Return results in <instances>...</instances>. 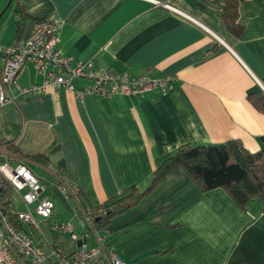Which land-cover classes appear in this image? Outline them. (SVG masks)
<instances>
[{
    "label": "crops",
    "instance_id": "0c3cea01",
    "mask_svg": "<svg viewBox=\"0 0 264 264\" xmlns=\"http://www.w3.org/2000/svg\"><path fill=\"white\" fill-rule=\"evenodd\" d=\"M8 1L0 0V46L27 38L35 19L54 13L62 20L63 55L93 59L116 74L172 80L168 93L139 96H77L61 87L29 97L12 88L14 100L2 111L6 129L27 151L54 149L49 168L30 167L70 213L55 171L68 177L86 204L96 205L129 186L145 189L155 167L179 145L236 138L249 151L263 147L264 112L247 96L264 93L255 79L264 87V0H239L240 36L220 18L223 0H161L219 39L148 0ZM42 78L28 61L16 84ZM87 83L72 81L75 90ZM263 206L257 197L240 206L223 188L201 191L180 171L114 217L108 240L128 264H264Z\"/></svg>",
    "mask_w": 264,
    "mask_h": 264
},
{
    "label": "built area",
    "instance_id": "2783aa9c",
    "mask_svg": "<svg viewBox=\"0 0 264 264\" xmlns=\"http://www.w3.org/2000/svg\"><path fill=\"white\" fill-rule=\"evenodd\" d=\"M148 1L175 11L213 34L205 25L170 3L161 0ZM61 26L62 20L53 13L36 19L27 38L0 46V143L13 140V136L6 129L2 111L14 100V86L18 93L29 97L61 87H66L77 96L91 93L101 97L114 94L139 96L153 90L168 93L173 89L170 78L154 79L128 73L116 74L93 59L74 60L63 55L60 49ZM28 61L42 73V81L19 87L16 84L17 73ZM79 78L86 79L88 83L81 90H75L72 81ZM255 79L264 90L260 81ZM56 185L59 192L71 203L72 219L76 223L71 218L51 221L55 203L46 194L45 184L23 161L12 163L10 156L0 146V189L4 191L6 199L12 200L9 189L13 188L25 206V210L15 211L22 228L14 226L0 208V264H128L107 245L108 230L94 228L68 185L64 181ZM37 218L48 226L51 233L68 234L76 242L75 249L65 253L55 242L48 240ZM26 226L33 230L40 229L39 241L31 236Z\"/></svg>",
    "mask_w": 264,
    "mask_h": 264
},
{
    "label": "trees",
    "instance_id": "16d2710c",
    "mask_svg": "<svg viewBox=\"0 0 264 264\" xmlns=\"http://www.w3.org/2000/svg\"><path fill=\"white\" fill-rule=\"evenodd\" d=\"M16 12L21 14V8ZM220 18L232 34L235 36L242 34L243 26L239 23V0H223ZM247 98L256 109L264 112V93L259 96L248 95ZM261 142L263 147L253 152L246 149L236 138L217 144L179 145L155 167L151 182L145 189L139 190L134 185L129 186L96 205L86 204L79 189L72 185L66 175L59 171L53 174L57 183L64 181L68 185L94 228L109 232V225L114 217L139 204L166 176L180 171L185 172L201 191L223 188L240 206H244L249 199L255 197L261 199L264 205V135L261 136ZM0 146L10 156L12 163L23 161L30 169L32 165L49 168V156L54 152V149H45L42 152L27 151L15 144V138L0 143ZM58 163L62 165V160L60 159ZM44 184L49 187L48 183ZM0 208L14 226L22 228L16 217L13 201L6 199L2 189ZM36 236V239L40 238V235ZM51 242L55 241L52 239ZM107 245L111 246L108 237Z\"/></svg>",
    "mask_w": 264,
    "mask_h": 264
},
{
    "label": "rangeland",
    "instance_id": "374dc122",
    "mask_svg": "<svg viewBox=\"0 0 264 264\" xmlns=\"http://www.w3.org/2000/svg\"><path fill=\"white\" fill-rule=\"evenodd\" d=\"M36 170H37L36 171L37 173L39 172L40 174H42L44 176L49 175V171H47L46 169H44L42 167H37ZM46 189H47L46 194H48L53 199V201L55 202V208H54V212H53V216L51 218V221H53V220H56V221L57 220H61V221L63 220L64 221V220H68L70 218L72 219V214L70 213V211H67L65 209V207L61 204V202L59 200V195L56 194L57 192L53 190L56 194V195H53V191L50 187H46ZM9 192H10V196L12 197L14 208L16 210H25V206L22 203V201L20 199V195L18 194V192H16L13 188H10ZM60 195H62V194L60 193ZM61 197H63V195ZM63 199H65V198L63 197ZM72 210H73V208L71 209V211ZM37 221L39 223L41 230H43V232L45 233L46 238L48 240L54 239L53 233H51L49 231L48 226L46 224H44V222L42 220H40V218H37ZM72 221L74 223H76L74 219H72ZM26 228L35 240H39V239H36V237H37L36 235L41 234L39 228H35L34 230H32L29 226H26ZM55 234H56L55 239L57 240L58 244L60 245V249L63 252H66L69 249H73L75 240H73L68 234H64L61 232H55L54 235ZM60 235H62V236H60ZM42 239H44V238L42 237Z\"/></svg>",
    "mask_w": 264,
    "mask_h": 264
},
{
    "label": "water",
    "instance_id": "95a60500",
    "mask_svg": "<svg viewBox=\"0 0 264 264\" xmlns=\"http://www.w3.org/2000/svg\"><path fill=\"white\" fill-rule=\"evenodd\" d=\"M11 0L8 1V4L10 3Z\"/></svg>",
    "mask_w": 264,
    "mask_h": 264
}]
</instances>
